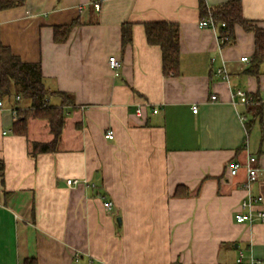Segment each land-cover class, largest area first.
<instances>
[{
  "label": "crops",
  "instance_id": "1",
  "mask_svg": "<svg viewBox=\"0 0 264 264\" xmlns=\"http://www.w3.org/2000/svg\"><path fill=\"white\" fill-rule=\"evenodd\" d=\"M94 1L0 10V44L39 64L45 86L74 103L56 151L31 155L32 143L52 141L47 123L28 115L27 135H16L10 108L27 105L3 101L0 264H264V222L235 221L249 196L262 198L253 209L264 212V62L248 72L253 33L234 25L219 45L198 26L200 0H100L98 10ZM237 1L243 19L264 29V0ZM155 22L178 26L176 75H164L159 47L146 40L144 25ZM72 23L55 43L53 27ZM250 157L257 177L245 187Z\"/></svg>",
  "mask_w": 264,
  "mask_h": 264
},
{
  "label": "trees",
  "instance_id": "2",
  "mask_svg": "<svg viewBox=\"0 0 264 264\" xmlns=\"http://www.w3.org/2000/svg\"><path fill=\"white\" fill-rule=\"evenodd\" d=\"M21 0H0V10L21 5ZM201 18L211 17L215 23H225V31L232 41L234 25H241L246 31L252 32L255 39V52L252 57L249 73L256 74L259 65L264 62V29L250 25L242 17L240 2L237 0L208 8L202 0L199 1ZM76 23L67 26L53 27L55 43L64 42ZM148 44L158 46L162 57L164 75L178 73L179 67V38L178 26L175 23L155 22L144 25ZM129 41L128 30L123 28L122 42ZM16 97L19 98L16 101ZM59 100L58 106L51 101ZM0 100L25 103L27 109L15 108L18 118L13 123L12 131L19 136L27 135L28 115L44 120L47 123L52 141L50 143H32L30 154L49 153L56 151V144L64 126V108L73 106L70 95L51 90L45 86L37 63H24L14 56L9 48L0 44ZM33 260L28 261L32 263Z\"/></svg>",
  "mask_w": 264,
  "mask_h": 264
},
{
  "label": "built area",
  "instance_id": "3",
  "mask_svg": "<svg viewBox=\"0 0 264 264\" xmlns=\"http://www.w3.org/2000/svg\"><path fill=\"white\" fill-rule=\"evenodd\" d=\"M99 2L100 0H96L92 3V6L95 10L99 9ZM199 28H208L211 29L215 36L216 39L219 43V45H225L230 42L229 35L225 31V23H215V21L211 17H205L199 20L198 22ZM242 62H247L248 59L246 57H243L240 59ZM107 63L109 68L113 71L114 75H117L118 70L120 68V62L115 58V56H109L107 59ZM218 75L222 77L223 80H227V73L224 68H221L218 70ZM235 96L238 98V101L241 104H249L250 100L248 97L245 95V93L241 91H235ZM215 96H211V100H215ZM19 98L16 97V101H18ZM4 108V103L2 100H0V110ZM193 113H196L197 109L193 107L192 109ZM10 112L12 114V117L14 121L18 118V114L15 110V108L11 107ZM137 112H139L137 110ZM156 113V110L153 111ZM104 138L107 140H112L113 139V132L112 131H107L104 134ZM255 161L254 157H250L248 159L247 165H246V174H247V181L245 183V187H248L251 182H253L256 177H257V170L255 168H252L250 165ZM240 168V165L238 163H232L229 165V173L231 176H235ZM66 185L67 186H76L80 185L82 183H85V181H81L78 179H68L66 180ZM262 201V198L260 196L257 197H248L246 200H243L240 203V209L245 210L246 213H238L235 216V221L237 223H254V222H264V212L261 210H254L253 209V204L254 203H259ZM111 203L107 202L105 204V207L107 209L111 208ZM255 264H262V263H255Z\"/></svg>",
  "mask_w": 264,
  "mask_h": 264
}]
</instances>
